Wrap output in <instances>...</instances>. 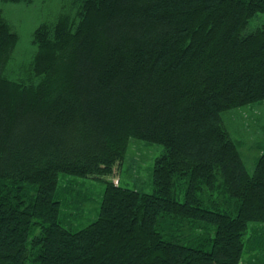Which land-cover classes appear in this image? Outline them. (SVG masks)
<instances>
[{"label":"trees","instance_id":"1","mask_svg":"<svg viewBox=\"0 0 264 264\" xmlns=\"http://www.w3.org/2000/svg\"><path fill=\"white\" fill-rule=\"evenodd\" d=\"M18 40L0 9V264H247L264 150L248 172L222 114L264 102V0H67ZM132 138L163 147L150 194L104 179ZM60 174L104 183L83 229Z\"/></svg>","mask_w":264,"mask_h":264},{"label":"rangeland","instance_id":"2","mask_svg":"<svg viewBox=\"0 0 264 264\" xmlns=\"http://www.w3.org/2000/svg\"><path fill=\"white\" fill-rule=\"evenodd\" d=\"M66 1L35 0L31 5L0 1V9L19 37L14 53L18 62L23 64L31 56L33 30L43 22L52 21L61 4ZM222 119L232 140L238 145L248 172L252 173L257 158L264 150V102L224 112ZM162 151L160 145L132 138L128 141L122 164L115 166L113 176L104 179L112 181L116 186L150 194L153 192L155 161ZM103 194L104 183L101 180L60 174L54 197V202H58L59 221L73 231L83 229L97 220ZM246 237L251 246L248 247L243 263L264 264L257 258L264 247V226L250 224ZM254 257L255 260L251 259Z\"/></svg>","mask_w":264,"mask_h":264}]
</instances>
